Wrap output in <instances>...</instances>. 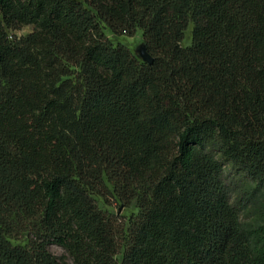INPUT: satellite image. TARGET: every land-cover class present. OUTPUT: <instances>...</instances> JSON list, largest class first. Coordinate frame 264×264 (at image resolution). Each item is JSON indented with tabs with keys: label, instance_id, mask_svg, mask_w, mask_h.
Returning a JSON list of instances; mask_svg holds the SVG:
<instances>
[{
	"label": "trees",
	"instance_id": "trees-1",
	"mask_svg": "<svg viewBox=\"0 0 264 264\" xmlns=\"http://www.w3.org/2000/svg\"><path fill=\"white\" fill-rule=\"evenodd\" d=\"M0 264H264V0H0Z\"/></svg>",
	"mask_w": 264,
	"mask_h": 264
},
{
	"label": "rangeland",
	"instance_id": "rangeland-1",
	"mask_svg": "<svg viewBox=\"0 0 264 264\" xmlns=\"http://www.w3.org/2000/svg\"><path fill=\"white\" fill-rule=\"evenodd\" d=\"M32 32V27L25 28L23 31L17 33L18 36H27ZM106 35L112 39L115 43H122L125 45L129 50H131L133 53L136 51V49L144 44L143 41V35L142 31L138 30L136 34L133 37L129 36H124L121 38H113L111 33L108 30H105ZM185 44H189V40L186 41ZM226 172H225V179L227 181V184L230 185L231 187L234 185L236 187V190L239 191L240 188L242 187L241 185L245 183V180L241 179L237 174V172L232 168L231 165L226 164ZM115 215L119 217V222L124 223L126 222V219L128 217L127 215V208L124 206H115L113 209H111ZM251 214H248L247 212L243 213V220L246 222L254 223L255 218L250 216ZM51 252L58 256L61 257L64 255V251L59 248L58 246H51L50 248Z\"/></svg>",
	"mask_w": 264,
	"mask_h": 264
},
{
	"label": "water",
	"instance_id": "water-1",
	"mask_svg": "<svg viewBox=\"0 0 264 264\" xmlns=\"http://www.w3.org/2000/svg\"><path fill=\"white\" fill-rule=\"evenodd\" d=\"M136 54L138 57L146 64L153 65L155 62L154 57L148 52L147 47L145 44L140 45L136 49Z\"/></svg>",
	"mask_w": 264,
	"mask_h": 264
}]
</instances>
